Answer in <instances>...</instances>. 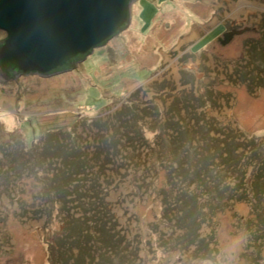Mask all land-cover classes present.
<instances>
[{"label": "rangeland", "instance_id": "rangeland-1", "mask_svg": "<svg viewBox=\"0 0 264 264\" xmlns=\"http://www.w3.org/2000/svg\"><path fill=\"white\" fill-rule=\"evenodd\" d=\"M0 264H264V0H135L0 75Z\"/></svg>", "mask_w": 264, "mask_h": 264}, {"label": "water", "instance_id": "water-1", "mask_svg": "<svg viewBox=\"0 0 264 264\" xmlns=\"http://www.w3.org/2000/svg\"><path fill=\"white\" fill-rule=\"evenodd\" d=\"M135 0H0V75L72 70L128 28ZM234 32L220 38L230 41Z\"/></svg>", "mask_w": 264, "mask_h": 264}, {"label": "bare ground", "instance_id": "bare-ground-1", "mask_svg": "<svg viewBox=\"0 0 264 264\" xmlns=\"http://www.w3.org/2000/svg\"><path fill=\"white\" fill-rule=\"evenodd\" d=\"M245 3V2H244Z\"/></svg>", "mask_w": 264, "mask_h": 264}, {"label": "trees", "instance_id": "trees-1", "mask_svg": "<svg viewBox=\"0 0 264 264\" xmlns=\"http://www.w3.org/2000/svg\"><path fill=\"white\" fill-rule=\"evenodd\" d=\"M102 46V45H101Z\"/></svg>", "mask_w": 264, "mask_h": 264}]
</instances>
